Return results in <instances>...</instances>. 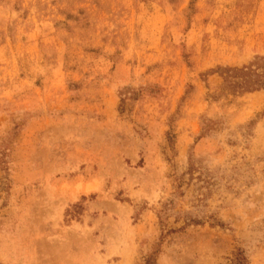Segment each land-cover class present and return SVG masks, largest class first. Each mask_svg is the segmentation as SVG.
<instances>
[{"label":"rangeland","instance_id":"rangeland-1","mask_svg":"<svg viewBox=\"0 0 264 264\" xmlns=\"http://www.w3.org/2000/svg\"><path fill=\"white\" fill-rule=\"evenodd\" d=\"M238 250L264 264V0H0V264Z\"/></svg>","mask_w":264,"mask_h":264},{"label":"trees","instance_id":"trees-1","mask_svg":"<svg viewBox=\"0 0 264 264\" xmlns=\"http://www.w3.org/2000/svg\"><path fill=\"white\" fill-rule=\"evenodd\" d=\"M231 264H246V257L241 250L234 253V257L231 259Z\"/></svg>","mask_w":264,"mask_h":264}]
</instances>
